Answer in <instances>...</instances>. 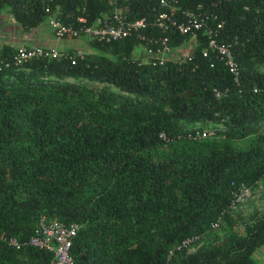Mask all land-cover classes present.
<instances>
[{
    "label": "trees",
    "instance_id": "obj_1",
    "mask_svg": "<svg viewBox=\"0 0 264 264\" xmlns=\"http://www.w3.org/2000/svg\"><path fill=\"white\" fill-rule=\"evenodd\" d=\"M176 7L169 14L159 0H0V12L24 32L49 17L89 24L113 10L145 20L125 38L88 40L94 53L67 50L70 59L0 69V264H49L48 253L3 241H26L39 217L80 226L71 264H264L252 257L264 253V215L244 224L242 236L188 253L215 232L209 225L220 215L228 231L234 194L264 178V0H176ZM183 11L229 47L236 82L207 50L203 29L168 37L171 49L193 43L188 59L133 58L135 48L166 36L153 24L158 14L181 21ZM14 50L0 44V59ZM182 122L218 123L223 139L254 141L233 150L187 140L202 128ZM192 236L199 239L172 249Z\"/></svg>",
    "mask_w": 264,
    "mask_h": 264
},
{
    "label": "built area",
    "instance_id": "obj_2",
    "mask_svg": "<svg viewBox=\"0 0 264 264\" xmlns=\"http://www.w3.org/2000/svg\"><path fill=\"white\" fill-rule=\"evenodd\" d=\"M159 4L166 8L169 14L177 10L176 0H159ZM183 19L176 21L166 13H160L156 16L153 24L166 34L165 37L159 39V41H148L144 47H139L143 50L144 59L141 61H156L161 65L166 59L164 55L172 51L166 44L168 42L169 35H186L188 33H194L199 29L204 30V34L207 36V50L215 51L227 68L228 72L237 81L238 67L233 60L229 47L227 45H218L214 41L213 31L205 25L203 19L198 17L192 11H183ZM46 26L51 31L56 39H83V40H95L97 42H110L117 39L125 38L132 33H137L139 30L145 28V20L137 19L128 21L122 17L117 11L113 10L108 15H103L95 18L91 23L86 24L83 17H78L74 22L62 23L60 20L53 17H49L45 21ZM158 43V47L152 48L151 45ZM136 49V48H135ZM134 49V50H135ZM189 51V50H188ZM80 55V53H76ZM206 55V51L203 52V56ZM68 58L65 52H59L53 48L42 47H18L14 52L8 56L0 59V69L18 68L27 61L33 59H58ZM188 59V53L182 59ZM218 97V93H214ZM222 128L219 126L218 130ZM211 136L206 130H196L187 133L184 138L192 141H205ZM250 191L247 188L239 187L237 192L233 196V200L226 209V214L231 215L233 210H236L245 200ZM223 224V216L220 215L216 220L210 223L209 230L216 231ZM79 225L76 224H62L55 220H47L44 217H39L33 234L29 239L23 242L17 241L15 238L3 239L4 243L15 249L23 250L26 248H33L44 251L50 255L49 264H71V258L69 256V248L73 237L76 235ZM199 238L192 236L186 238L172 249L186 248L190 244L197 241ZM171 255V251L169 252ZM167 264V263H166Z\"/></svg>",
    "mask_w": 264,
    "mask_h": 264
},
{
    "label": "rangeland",
    "instance_id": "obj_3",
    "mask_svg": "<svg viewBox=\"0 0 264 264\" xmlns=\"http://www.w3.org/2000/svg\"><path fill=\"white\" fill-rule=\"evenodd\" d=\"M7 9H3L0 12V42H3L10 45H13L19 31V27L10 21ZM39 31L45 29V22L37 26ZM18 29V30H17ZM51 39H56L52 34ZM14 42H13V41ZM58 41L57 48L60 49L64 46L68 48H79L78 53L80 54H90L94 53L95 50L90 48L87 45V41L83 39H56ZM13 42V43H12ZM193 46L192 42H188L183 46L172 49L170 53L164 55V59L170 61H181L185 55L188 53V50ZM71 50V49H70ZM77 52V51H76ZM134 59L143 60L144 54L143 50L137 47L132 54ZM260 72H264V67H259ZM112 89V88H110ZM113 90V89H112ZM181 127L183 129H190L192 127H201L203 130L208 131L211 136L205 140V143L212 144L216 147H221L224 144H227L233 150H245L251 143L254 141V137H247L242 140L237 141H228L222 138L218 130V123H208L205 125H200L196 123L191 125L188 122H182ZM264 215V178L260 180L257 184V188L249 192L246 196L244 202L231 213V222L230 229L225 231L222 228L216 230L209 238H205L201 243L195 247L188 250V253L195 252L199 247L212 246L216 242H221L228 238L230 235L235 234L237 236H242L244 234V224L249 223L253 217H261ZM256 254V253H255ZM264 253L259 252L258 255H253L256 263L261 262L263 259Z\"/></svg>",
    "mask_w": 264,
    "mask_h": 264
},
{
    "label": "crops",
    "instance_id": "obj_4",
    "mask_svg": "<svg viewBox=\"0 0 264 264\" xmlns=\"http://www.w3.org/2000/svg\"><path fill=\"white\" fill-rule=\"evenodd\" d=\"M10 21V17L8 18ZM39 28H33L28 32L21 31L19 29L14 44L11 45L13 48L18 47H42V48H53L59 52H65L67 50H75L79 51V48H68L64 46L60 49L57 48L58 41L56 39H51L52 33L49 29L45 27V29L38 30ZM18 30V29H17ZM12 42V43H13ZM0 44L6 45V43L0 42ZM10 45V44H7Z\"/></svg>",
    "mask_w": 264,
    "mask_h": 264
}]
</instances>
